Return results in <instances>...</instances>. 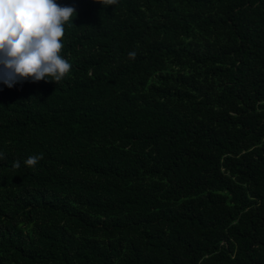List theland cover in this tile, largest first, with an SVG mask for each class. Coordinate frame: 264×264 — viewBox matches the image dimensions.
Masks as SVG:
<instances>
[{
  "label": "trees",
  "instance_id": "trees-1",
  "mask_svg": "<svg viewBox=\"0 0 264 264\" xmlns=\"http://www.w3.org/2000/svg\"><path fill=\"white\" fill-rule=\"evenodd\" d=\"M57 2L71 72L0 83V264H264V0Z\"/></svg>",
  "mask_w": 264,
  "mask_h": 264
},
{
  "label": "clouds",
  "instance_id": "clouds-1",
  "mask_svg": "<svg viewBox=\"0 0 264 264\" xmlns=\"http://www.w3.org/2000/svg\"><path fill=\"white\" fill-rule=\"evenodd\" d=\"M114 6L118 0H96ZM77 16L74 6L57 0H0V83L61 82L72 70L63 55L66 26ZM135 59L136 52H129ZM3 158V154H0ZM42 155H31L23 163L35 167ZM14 168L20 161L13 162Z\"/></svg>",
  "mask_w": 264,
  "mask_h": 264
}]
</instances>
